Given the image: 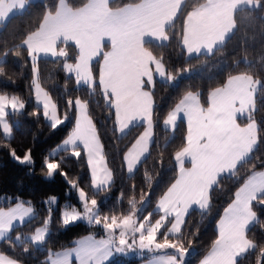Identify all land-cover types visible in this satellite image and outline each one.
Returning <instances> with one entry per match:
<instances>
[{
	"label": "trees",
	"instance_id": "1",
	"mask_svg": "<svg viewBox=\"0 0 264 264\" xmlns=\"http://www.w3.org/2000/svg\"><path fill=\"white\" fill-rule=\"evenodd\" d=\"M89 1L36 0L29 2L22 13L10 17L0 26V95H16L24 102L22 109L6 114L9 138L4 137L0 127V208L7 209L22 203L33 209V217L14 227L0 242V253L20 264H48L50 255L73 247L83 237H107L101 225L86 220L62 225V207L83 209L77 190L71 187L68 180L76 181L87 194L86 199L97 201V215H107L109 222L113 215L122 219L138 209L136 223L146 219L143 223L145 231L159 218L153 209L176 180L174 156L186 144L184 123L178 122L170 132L162 127L163 121L188 93H198L201 106L207 108L208 97L213 90L223 87L233 76L245 75L258 83V89L252 108L237 123L240 126L250 122L256 124L257 145L231 174L217 180L210 190L206 209L190 211L179 234L167 237L169 241L181 242L185 249L183 255L174 248L161 252L176 256L178 264H197L214 245L217 239L215 225L238 188L254 173L264 171V0H256V8L235 12L233 33L211 54L186 57L181 44L186 15L204 0H185L176 19L165 30V44H144L145 49L160 61L166 78H172L173 84L160 80L153 83V140L147 156L132 174L127 173L123 156L143 126H135L124 135L119 134L112 101L102 94L98 84L102 54L92 63L93 87L77 86L74 76L66 72V64L73 65L78 56L71 44L63 47L67 52L65 59L36 61L38 85L55 104L59 119L64 120L62 125L53 128L34 101L32 66L23 43L38 30L46 15L57 11L60 2L77 10ZM141 1L111 0L108 6L115 10L137 5ZM107 48L108 45H105ZM77 101L86 106L112 174V182L107 189H92L86 157L81 148L74 149L80 151L79 157L73 156L69 150L53 154L74 129ZM13 150L21 158L29 152L31 165L18 163L11 154ZM46 159L59 164L51 179L46 175ZM61 172L66 173L67 178ZM50 197L58 198L56 208L48 204ZM144 201L145 205L141 207ZM251 209L256 221L247 230L246 237L252 247L236 264H264L261 259L264 257V194L251 203ZM45 219L49 220L48 236L41 247H34L25 237L32 234ZM170 223L171 218H168L157 234L158 240L165 238ZM144 260L146 257L141 255L129 260L114 259L107 264H139Z\"/></svg>",
	"mask_w": 264,
	"mask_h": 264
},
{
	"label": "crops",
	"instance_id": "2",
	"mask_svg": "<svg viewBox=\"0 0 264 264\" xmlns=\"http://www.w3.org/2000/svg\"><path fill=\"white\" fill-rule=\"evenodd\" d=\"M35 1L0 0V26L10 17L22 13L29 2ZM110 1L90 0L84 7L77 10H72L64 2H60L57 11L54 14L46 15L38 30L31 34L23 43L28 50L30 62H35L34 64L36 65L38 59H54L56 53L55 55L53 54L60 43H70L78 48L85 46L92 53L96 51L95 54L97 55L104 54L99 66L100 84L102 85L101 71L108 64V59H124L132 49L134 42L129 40V35L126 36L130 29L137 26L139 36L146 32L151 34L149 37L144 38L141 44V47L143 46L142 49H145L144 44L148 42L165 44L167 42L165 30L176 19L180 7L185 2V0H149L146 3V0H142L137 5L114 10L108 6ZM245 1L219 0L210 2L205 0L204 3L190 11L184 19L181 40L186 56L194 57L200 54H211L222 46L235 29V12L243 8L253 9L257 7L256 4L249 6L248 4L250 3ZM194 13L198 19L192 22L188 18ZM45 28L47 30H44ZM95 29H106L110 39L104 37L99 40L93 38L92 35L84 36L80 34V32H89ZM41 44L45 45L41 46ZM105 44L108 45L107 49L104 48ZM48 47L49 52L45 53ZM189 47L193 50L189 51ZM143 53L144 56L148 57L147 52L143 50ZM150 60L154 61L153 58H150ZM115 64L116 62H114V66ZM151 65L153 64L151 63ZM112 72H114L113 69L110 70L111 74ZM163 76L161 78L153 74L149 79L152 82L155 80L164 81L166 80V72ZM145 78L147 79V77ZM88 82L91 83V80ZM35 83L38 84L37 76ZM148 83L145 84L144 88L148 87ZM38 87L40 88V86ZM144 88L142 86V89ZM257 89L258 83L250 77L245 75L233 76L227 80L223 87L210 93L207 108L201 106L198 93H188L165 118L162 127L170 132L175 129L178 122L182 121L184 123L186 127V144L174 156L177 170L176 180L156 203L153 212L159 214V218L149 227L154 226L158 221L164 225L165 221L171 218V223L165 234H167V237H176L190 211H203L206 209L210 190L215 186L217 180L222 176L231 174L255 149L257 145L256 124L250 122L245 126H240L237 120L242 118L252 108ZM39 91L35 87L34 96L36 93H40ZM81 105L75 103L76 122L74 128L77 126V110L82 120L85 113L87 115L85 104L84 108ZM113 108L116 118L117 110L115 106ZM152 109L151 105L148 111L138 114V117L128 116L123 121L120 117L121 121L116 122V127L119 128L118 131L121 128L120 134H125L132 127L139 125L149 127L146 136L141 138V132L123 156L127 172L135 171L148 154L149 146L153 140V127L151 126L150 128ZM13 110L18 109L5 106L0 110V120L5 119L6 122V114ZM88 119L91 121L89 117ZM46 122L50 125L52 123V121L48 120ZM2 124L0 122L1 130ZM87 128L89 129V135H91L94 128L93 123L91 126L87 125ZM95 136L98 139L96 131ZM78 147L85 154V148L81 141L75 146V148ZM95 147L96 152L103 157L99 139ZM66 150L68 149H55L53 154ZM85 157L92 189L94 191L104 189L103 184L93 187V169L89 167L86 154ZM104 163L106 164L105 159ZM129 163H132L131 170L128 168ZM257 173H264V171ZM257 173L251 175L238 188L232 202L222 212L215 225L217 239L211 249L197 264H201V261L205 258L208 259V264H236L251 249L252 245L246 237V232L255 223L256 216L254 215L250 218L249 212L245 211L244 208L247 205L248 209L253 213L251 203L258 196L264 194V187H260L259 191L256 190L259 187V183L264 181V177L257 176ZM111 182L112 179L108 186ZM170 189L171 192L169 191ZM166 193H168L170 199L175 198L176 202L174 208L172 204H169L167 208L162 210V198L165 197ZM31 214L33 217V211ZM145 220L137 224V228L143 225ZM218 223H222L225 228L224 236H221ZM14 224L12 222L7 231L0 229V232H3V235H0V242L9 235L14 227L18 226ZM148 228L145 231L143 230L144 235H147ZM176 228H179L178 232L175 231ZM169 229H172V231ZM108 250L112 252L110 246ZM161 256L174 255L158 253L151 257L145 256L146 260L139 264H158ZM174 257L177 261L178 258Z\"/></svg>",
	"mask_w": 264,
	"mask_h": 264
},
{
	"label": "rangeland",
	"instance_id": "3",
	"mask_svg": "<svg viewBox=\"0 0 264 264\" xmlns=\"http://www.w3.org/2000/svg\"><path fill=\"white\" fill-rule=\"evenodd\" d=\"M208 1L211 2V1H219V0H208ZM245 2L250 3V4H248L249 6H251L252 4H256V6H258V2L256 0H246ZM181 8H182V6L180 7V10H181ZM188 19H190V21L194 22L198 18L194 13V15H192ZM208 21H209V19H208ZM44 30H47V29L45 28ZM101 30L102 29H95V30H91L89 32H80V34H82L84 36L92 35L93 38L99 39V40L104 38V37L107 39H110V35H109L108 31L106 29H104L102 31ZM137 31L138 30H137V26H136V28H131L130 31L126 34V36L129 35V40L134 42L132 49L130 50V52L126 58H124V59H116V58L115 59H108V64L105 65L103 71H101L102 85L100 84V67H99L98 84L100 86L101 92L104 96L110 97L113 107L115 106V108L117 110V116L115 118V124H116V122L121 121V119L123 121L124 118L128 117V116L129 117H131V116L138 117L137 116L138 114L148 111V109L151 108V105L153 107V98L151 95V88L153 86L154 81L152 82V80L149 78L153 74L157 77L160 76L161 78H163L164 77L163 75L165 73L164 68H163L162 64L160 63V61L156 57H154V55L152 53H150L147 49H142L143 46L141 47V44L144 41V38L149 37V35H151V34L149 32H146V33H142L139 36V33ZM97 36H99V37H97ZM193 40L195 41V39H193ZM45 44H41V46H43ZM66 44H70V43H62V44L60 43L57 45L58 47H61L62 49H56V52H54V54H53V55H55V53H56V57L54 59H65V57L67 56V52H66L65 48H63V47ZM105 45H107V44H105ZM105 45H104V48H105ZM75 48H76L77 53H78L77 60L73 65H67L66 64V66H68V68H69V70L66 72L69 74H73L75 76V81H76L77 86L93 87L95 82H94L93 77H92L91 67H92V63L95 62L96 60H98V58L101 54H99V55L95 54L96 51L94 53H92V51L89 48H86L85 46H80L79 48L78 47H75ZM143 50H144V52H147L146 54H148V57L143 55L144 54ZM47 52H49V47L46 49L45 53H47ZM102 55H104V54H102ZM150 58H153L154 61H151ZM102 59H103V56H102ZM102 59H101V61H102ZM114 62H116L115 66H114ZM34 63L35 62H31L33 91H34L35 87H37L39 90H41L38 87L39 85L37 83H35L36 76H37V70H36V65ZM151 63L153 65H151ZM100 64H101V62H100ZM66 66H65V68H66ZM111 69H113V71H114V72H112V74L110 73ZM160 71H163V75L161 74ZM141 77H142V79H141ZM145 77H147V79ZM90 80H91V83L88 82ZM164 81L173 84V79L170 77L166 78V80H164ZM144 82H146V83L149 82L148 87H145L146 89L144 88V86H146L145 85L146 83H144ZM142 86L144 89H142ZM41 94H42L41 92L36 93L34 96L36 105L37 106L40 105L39 107L41 108V110H43L42 114L44 116V119L48 120V121H52L51 125L53 126V124H55V127H53V128H57L58 126H60L64 123V120H60L58 118V115H56V121L49 119V117L51 116V111L46 110L44 107V103L41 100H38V98H37ZM75 103H78V101ZM78 104H82L81 106L84 108L83 102L79 101ZM46 111L48 112L47 116L45 115ZM56 112H57V109H56ZM120 117H121V119H119ZM78 121L80 122L81 126H84L86 128H87V125L91 126V124H92L91 121H89L86 113H85L84 119L82 120V117H81V115H79V111L77 110V122ZM0 122L3 123L2 124L3 135L5 136V138H9L10 137V130L8 128V125L5 122V119L0 120ZM75 122H76V120H75ZM151 126H152V121H151L150 128H151ZM118 129L119 128H117V130ZM148 130H149V127H147V126L143 127V129L141 131L142 132L141 138H144L146 136V134L148 133ZM119 131H121V128ZM121 135H124V134H121ZM63 141L55 149H57V150L58 149H61V150L68 149L69 151H71L70 147L68 145L63 144ZM78 142H80V140H77L75 142V144L73 146V150L75 149V146ZM16 161L18 163H20L21 165H31L29 163H21L18 160H16ZM133 171L127 172V173L132 174ZM52 177H48V178L51 179ZM53 198H55V199H53ZM77 198H78V201L81 204L83 209L80 210L77 207H73V208H75L77 211L83 213L85 211V207L79 199L78 192H77ZM47 202L52 207L56 208L58 198L57 197H50L47 199ZM90 202H91V200L86 199V203H88L89 207H91ZM144 205H145V201L142 203L141 207H143ZM15 206H16V204H14L10 207L14 208ZM24 206L28 207L26 205H24ZM10 207H8V208H10ZM7 209H4V210L6 211ZM71 209L72 208H66V205H65V207H62L61 208V219H62V213L66 210H71ZM137 212H138V209H136L132 213H130V215L135 219L134 227H136V228H137V223H136ZM95 213H96V207H95ZM96 215H97V213H96ZM127 216H129V215H127ZM31 218H32V214L30 213L29 215H27L25 217L13 219L12 222L15 223L14 225L20 226V225L24 224L25 222H27ZM79 221H85V220H83V218H80L79 220H77L75 222H69L68 225H72V224L77 223ZM43 226H44V223L38 227H43ZM103 230L105 232L104 228H103ZM120 231H121V229L116 228L113 230V233H112L113 245H110V248L112 249V252H113L112 256H108L107 258H104L105 257L104 252H101L98 254L97 259L100 260V264H107L114 259L129 260V259H132L135 257H139L141 255L151 257V256L158 254V253H161L163 251V250H155V249H153L152 251H149V249H147V248L142 249V248L138 247L137 244L133 243L134 240L138 239L139 235L144 234V232L142 231V233H136L134 236H132V238L127 240V244L131 245L130 248L125 247L124 253L117 252L116 249L118 247H120V245L117 242L118 238H119ZM34 232L32 234L26 236L25 239L28 240L29 242H31L34 247H41L44 240L48 236L49 230L47 228V231L45 232V235H44V239L42 241H33L32 235L34 234ZM105 238H107V237H105ZM71 248H73V247H71ZM71 248L56 252V253L50 255L49 257H51L53 260L61 259L63 257V254L66 251L70 250ZM186 256H187V254H186ZM49 257L47 258V262H48V264H51ZM70 260H71V264H78V261H77V258L75 257V255L70 256ZM73 261H75V262H73ZM88 264H94V261L89 260Z\"/></svg>",
	"mask_w": 264,
	"mask_h": 264
},
{
	"label": "snow or ice",
	"instance_id": "4",
	"mask_svg": "<svg viewBox=\"0 0 264 264\" xmlns=\"http://www.w3.org/2000/svg\"><path fill=\"white\" fill-rule=\"evenodd\" d=\"M147 2H149V0H146V3ZM188 50L192 51L193 49L189 47ZM65 70H69L68 66H66ZM161 74L163 75V71H161ZM40 92L42 94L37 97L38 100H41L44 103V107L46 110L51 111V116L49 117V119L56 121L57 112L55 104L51 101V98L48 97L47 93H43L42 89L40 90ZM5 106L13 109H22L24 106V102L16 95H12L11 97H8L7 95H0V110H2ZM45 115H48L47 111L45 112ZM53 127H55V124H53ZM77 140H80L84 145L89 167L93 169V187H97L100 184H103L104 188L107 189L108 184L112 179V174L110 170L107 169L103 157H101L99 153L96 152L95 146L98 144V139L95 136L94 128L92 129L91 135H89V129L81 126L80 122L78 121L76 128H74L72 132H70L69 136L63 141V144L70 147L71 154L75 157H79L81 154L80 151L73 150V146ZM11 154L16 160L21 163H32V158L29 152H26L22 158L16 156L14 150ZM45 167L47 169L46 175L48 177H52L55 171L59 169V164L55 161L49 162L46 159ZM128 168L129 170H131L132 163L128 164ZM60 174L66 177V173L64 172H61ZM256 175L264 177V173H257ZM68 183L71 185V187L77 190L79 199L85 207V211L81 213L75 208L64 211L62 213V225L67 226L69 222H75L80 218H83V220H86L89 223L101 225L105 229L107 238L95 239L91 235L83 237L82 239L77 240L75 242L76 246L66 251L61 259L53 260L51 257H49L51 264H71L70 256L72 255H75L78 264H88L89 260H93L94 264H100V260L97 259L99 253L104 252V258L112 255V252L108 249L110 245H113L112 233L116 228L121 229L117 241L120 247H118L116 251L124 253L125 247L130 248L131 245L127 244V240L132 238V236H134L136 233H142L143 225H141L139 228L134 227L135 219L131 215L125 216L122 219L113 215L110 218V222L107 215H96L95 207L97 201L95 199H92L90 202L91 207H89L88 203H86L87 194L83 191V189L79 188L76 181L74 180H68ZM260 187H264V181L259 183V187H257L256 190L259 191ZM169 191L171 192V189ZM129 202L131 203V201ZM175 202V198L170 199L168 193H166L165 197L162 198V210L163 208H167L169 204H172L174 208ZM244 210L249 212L250 218L255 215V213H252L250 209H248L247 205H245ZM32 211L33 209L31 206L25 207L22 203H17L14 208L10 207L6 211L0 208V229L7 231L13 219L25 217ZM48 224L49 220L45 219L44 226L35 229V232L32 235L33 241H42L44 239ZM161 227H163V225L158 221L154 226L148 228L147 235H139L138 239L134 240L133 243L137 244V246L142 249L147 248L149 249V251H152L153 249L164 250L166 248H174L177 251H180L181 255H183V251H185V249L182 248L181 242L169 241L167 239V234H165V238L162 241L157 239V233L159 232V229ZM218 227L220 228L221 236H224L225 228L222 226V223H218ZM169 230L172 231V229ZM175 231L178 232L179 228H176ZM0 235H3V232H0ZM262 252H264V250H262ZM261 259L262 262H264V257H261ZM0 264H20V262L5 255L4 253H0ZM158 264H178V262L176 261V258L174 256H161L159 257ZM201 264H208V259L205 258L203 261H201Z\"/></svg>",
	"mask_w": 264,
	"mask_h": 264
}]
</instances>
